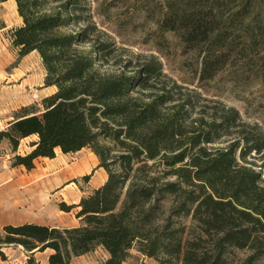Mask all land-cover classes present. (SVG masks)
<instances>
[{"label": "trees", "instance_id": "trees-1", "mask_svg": "<svg viewBox=\"0 0 264 264\" xmlns=\"http://www.w3.org/2000/svg\"><path fill=\"white\" fill-rule=\"evenodd\" d=\"M14 1L23 23L11 31L12 44L20 58L40 55L45 87L57 91L42 110L22 107L0 131L11 166L30 172L58 150L89 149L107 179L79 204L60 203L63 212L78 209V227L3 226L1 259L4 248L22 246L52 250L49 264H73L101 247L109 255L103 264H125L138 245L157 264H264V128L233 107L184 93L157 59L132 74L121 71L116 43L93 21L86 0ZM224 1L171 4L159 24L201 55L200 88L246 53L236 49L240 33L252 49L257 43L253 0L230 13ZM257 57L264 73V54ZM30 137L37 139L23 156L19 146ZM253 155L260 166L248 160ZM185 218L191 226L179 221ZM235 250L248 254L237 258Z\"/></svg>", "mask_w": 264, "mask_h": 264}, {"label": "rangeland", "instance_id": "rangeland-1", "mask_svg": "<svg viewBox=\"0 0 264 264\" xmlns=\"http://www.w3.org/2000/svg\"><path fill=\"white\" fill-rule=\"evenodd\" d=\"M86 1L93 21L116 43L121 71L132 74L139 65L157 59L162 63L168 79L182 87L184 93L192 96L199 93L201 103L210 106L223 103L233 107L240 112L245 122L264 128V73L258 71L261 63L257 57V53L264 54V0H253L254 8H251L252 17L261 21L260 24L252 25L258 32L255 48L252 49L247 43L243 33L236 39L237 52L246 48L245 54H249L247 60L254 62L251 64L243 59L245 54L243 57L235 56L226 70L202 88L197 87L202 61L199 52L188 51L176 33L163 31L159 24L171 4L180 9L203 0ZM243 1H224L226 12L238 10ZM22 23L16 7L0 2V89L13 91L14 109H17L15 113L22 107L30 106L42 110L43 99L52 92L45 87L46 70L40 55L34 52L20 58L19 50L12 44L11 31ZM2 26L6 29L1 30ZM248 63L254 68L253 71H247ZM24 79L28 81V85L22 86ZM15 113L8 122L14 119ZM7 114L10 117V113ZM5 128L6 124L3 129ZM36 139L30 137L21 141L18 153L26 155ZM6 156L12 158L9 144L3 141L0 142V157ZM248 160L255 161L257 166L262 163L258 155L250 156ZM98 165V158L89 149L68 155L58 150L54 160L39 159L35 170L17 172L13 186L4 191L0 189V204L8 202L13 207L0 210V231L9 224L4 220L20 223L34 220L49 223L50 226L67 227L70 220L68 217L65 220L60 217L59 205L61 202L68 205L79 204L82 197L106 181L107 173L104 169H99ZM87 176L90 178L86 179ZM179 221L187 226L192 225L191 218ZM21 250L25 251L24 248ZM9 254L13 256L17 253L10 251ZM247 254L246 251L235 250L237 258H245ZM108 257V253L98 247L89 254L87 264H103ZM39 260L41 263L46 261V255H41ZM32 261H35L34 258ZM142 263L157 264L154 259L139 252L138 245H135L125 264Z\"/></svg>", "mask_w": 264, "mask_h": 264}, {"label": "crops", "instance_id": "crops-1", "mask_svg": "<svg viewBox=\"0 0 264 264\" xmlns=\"http://www.w3.org/2000/svg\"><path fill=\"white\" fill-rule=\"evenodd\" d=\"M1 4H4V5L9 4L10 6L16 7V10H17V5H16V2L14 0H9L7 2H1ZM4 29H6V28L5 27L1 28V30H4ZM21 85L22 86L28 85V81L26 79H24L22 81ZM48 88L51 89V91H52L48 96L54 94L57 91L56 87H48ZM16 110L17 109H14L13 91L4 90V88L0 89V125H1L0 130L3 129L5 124H6V126L8 125V120L11 119V116L13 115V113H15ZM8 112L10 113L9 114L10 117H7ZM19 150H20V146H19ZM31 151H32V148L30 150H28L26 154L30 153ZM10 152H11V150H10ZM23 155H25V154H23ZM40 159H46V158H40ZM51 160H54V159H51ZM24 171H27V169L23 166L13 168L11 166V158H9V156H6L5 158L0 157V189L2 191H4L8 188H11L13 186V181L15 179V175L17 174V172L23 173ZM27 172H29V171H27ZM6 207L13 209L12 205L8 204V202L0 204V210L3 208H6ZM74 210H76V212L78 211L77 208ZM73 211L71 213H66V212L60 211V214H61L60 217H63L64 220H65V217H68L70 220L67 227H78L80 225V221L75 217L76 212L74 213ZM3 222H5V223L7 222L9 224H22V223L29 222V221L25 220L22 223H20V222H14L13 220H11V221H5L4 220ZM30 222L49 225V223L39 222V221H34V220L30 221ZM21 249H23L22 246H18V248H14L13 246L4 248L3 251H4L7 259L2 260L0 257V264H49V256L53 253V251L50 249L46 250L45 252H36V253H30L27 251L25 252ZM10 251H13L17 254L11 256L9 254ZM41 255H46V261H43L42 263L39 260V257ZM30 257L34 258V260H35L34 263L28 262L29 261L28 259H30ZM89 259H90L89 254L84 255V256H80V257H74L72 260V263L73 264H87Z\"/></svg>", "mask_w": 264, "mask_h": 264}]
</instances>
